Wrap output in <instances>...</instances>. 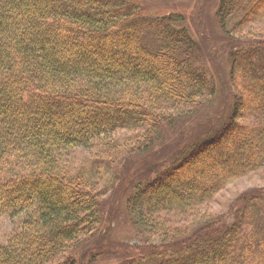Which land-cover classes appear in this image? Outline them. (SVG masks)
<instances>
[{"label": "trees", "instance_id": "obj_1", "mask_svg": "<svg viewBox=\"0 0 264 264\" xmlns=\"http://www.w3.org/2000/svg\"><path fill=\"white\" fill-rule=\"evenodd\" d=\"M35 1L0 0V264H53L63 253L64 264H95L113 247L100 234V182L115 184L121 164L211 106L216 85L227 88L210 38L203 51L180 13L150 12L137 0ZM218 5L217 29L228 42L221 55L234 92L249 93L247 113L236 105L229 114L223 96L210 138L171 146L169 163L124 185L126 221L154 240L126 244L118 264H264L261 195L214 223L201 208L180 226L223 186L264 171V0ZM119 33L128 50L114 43V59L85 63V52ZM170 74L184 80L174 84Z\"/></svg>", "mask_w": 264, "mask_h": 264}, {"label": "rangeland", "instance_id": "obj_2", "mask_svg": "<svg viewBox=\"0 0 264 264\" xmlns=\"http://www.w3.org/2000/svg\"><path fill=\"white\" fill-rule=\"evenodd\" d=\"M137 1L150 12H159L161 14L176 12L182 14L189 25V30L192 32L197 42H199L203 51L204 48L207 49V39L210 38V41L213 43V51L216 53L219 72L222 74V82H224L227 89L224 87L221 92L220 87L223 84L216 85L218 95L215 96L214 100H210V102H212L211 106H206V108H202L197 112L189 113L174 122L170 128L165 129L163 137H157V142H154L155 146H152V148L148 151L149 153L145 157H139L137 158L139 160L121 164V171L117 175L116 183L113 184L114 187L110 183L109 188H105L104 183L100 182L102 189H107L104 196L105 199H103L100 203L106 219V222L103 225V230L100 234H105L107 243L111 246L113 245V247L108 254V258H103L101 261L96 260L95 264H118L119 260L117 259V254L123 246L136 245L141 242H151L154 240L148 237V235L134 230L130 223L126 221L125 206L127 205L129 198H131V195L129 194L130 188H127L128 190L126 189L124 192V185L129 186V183H135L133 178H135V176L139 173H142V171L147 175H150L157 169V167L159 169L162 163L163 167L169 163L172 159L170 157L171 150L166 149L171 146V149L175 150L183 143H188L189 139L196 142L198 139L210 138L215 130L216 122L218 121V113L223 112L221 104H219V101L223 96L228 102L227 105H230L229 114L231 113V110L236 111V105L240 114L247 113L245 111V107L247 106L245 99L248 97L249 93L245 94L241 90L234 92V89L230 86V82L228 80L226 60L223 62V57L226 59V54H224V56L221 55V47H228V42L225 39V36L218 31L215 20V13L217 14L220 7L219 5L217 6V4L220 0ZM41 2L42 0H36L33 3L42 5ZM199 12H202L203 15H199ZM135 28L136 27H132V29ZM259 28L264 29V22L259 26ZM202 32L204 37L201 38L200 34ZM127 40L128 39L123 37V33H119V35L114 36L112 39L109 38L106 43H103V41L100 40L97 45V50L94 51L95 53H90L89 51L85 52V55L90 58V61L85 63L107 61L105 54L108 53V56L111 57L110 53L113 51L111 46L114 43L120 45L123 49L128 50L130 46ZM218 45L220 47H216ZM111 58L114 59L113 57ZM72 59L80 62L79 58L72 57ZM204 61L207 66L210 65L208 56ZM150 65L153 66L154 70L160 71V75H164V71H162L161 67L159 68L153 63H150ZM207 70L209 71V74H211L212 83H214L217 80V77L214 75L212 69L207 68ZM170 76L173 78L175 82L174 84H178L184 80V78L180 79L176 75L170 74ZM235 96L237 97L235 100L238 98L241 99H239L238 102L233 101ZM239 104L244 108H239ZM222 116L223 115H220V117ZM126 133L128 132H121V134ZM232 140L236 141L237 137H232ZM178 143L181 144L178 145ZM223 187L224 188L220 190L211 201L206 203V205L199 207L195 210V212H193V214H189V218L185 222L181 220L180 226L185 228L189 227L193 221L195 219L197 220L199 217L197 216V213L201 208H203L201 211L206 212L207 217L209 216L208 222L212 221V223H214V221L221 220V218L227 216L231 211H233L236 205L245 199L246 196L261 195L264 198V171H255L247 174L241 178L233 180L228 185ZM258 205L261 206V203ZM5 224L6 226H9L8 222ZM253 225L255 226L256 224L254 223ZM198 231H191L188 233V236H195ZM97 252H100V250L98 248L94 249V253ZM66 257L68 256L63 253L53 264H64ZM69 261L71 264H77L73 259Z\"/></svg>", "mask_w": 264, "mask_h": 264}]
</instances>
